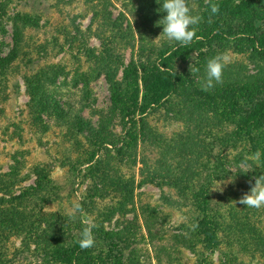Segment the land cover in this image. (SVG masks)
<instances>
[{
  "label": "rangeland",
  "instance_id": "obj_1",
  "mask_svg": "<svg viewBox=\"0 0 264 264\" xmlns=\"http://www.w3.org/2000/svg\"><path fill=\"white\" fill-rule=\"evenodd\" d=\"M212 2L189 0L203 19L184 46L157 0H0V201L18 216L0 226V264H264V207L239 203L264 174V122L241 125L264 98V51L201 39L253 26L264 39V0ZM219 53L223 81L202 91ZM89 222L94 247L74 251Z\"/></svg>",
  "mask_w": 264,
  "mask_h": 264
},
{
  "label": "clouds",
  "instance_id": "obj_2",
  "mask_svg": "<svg viewBox=\"0 0 264 264\" xmlns=\"http://www.w3.org/2000/svg\"><path fill=\"white\" fill-rule=\"evenodd\" d=\"M157 2L162 3L159 11L166 12V15L157 21L158 26L163 25L162 34L170 42L175 41L184 46L189 45L196 37V26L201 23L203 17L195 12L194 6L190 5L189 0H157ZM204 2L210 5L211 13L216 14L219 12V4L213 3L212 0H204ZM208 23H212L211 17H209ZM159 37L156 39H159ZM230 61L231 57L227 53H219L207 61L205 68L206 74L199 80L202 91L207 92L213 89L216 84L222 83L224 69ZM190 72L195 75L200 72V69L198 67H192L191 65ZM250 170V168H241V171L245 173ZM239 203L248 208L259 209L264 207V174L255 177L254 185L249 192H246L240 197ZM81 211L80 204L74 203L72 208L67 212V216L69 219H75L77 213ZM94 227L95 225L89 222L83 228L81 238L78 241L79 247L82 250L94 247Z\"/></svg>",
  "mask_w": 264,
  "mask_h": 264
},
{
  "label": "trees",
  "instance_id": "obj_3",
  "mask_svg": "<svg viewBox=\"0 0 264 264\" xmlns=\"http://www.w3.org/2000/svg\"><path fill=\"white\" fill-rule=\"evenodd\" d=\"M241 8H242L243 13H244V11L247 12V9L244 6H241ZM1 13H3L2 8L0 10V15H1ZM20 18H22V17H20ZM22 19L24 20L25 23H30L31 16L26 14V15L23 16ZM216 32L219 33V34H223L226 38H230L232 35H240V36L241 35H245V36L249 37V39L252 41V44H253L254 47L256 46V48H261L264 51V39L260 37V34H258L256 32V30H254V26L251 29L247 28V29H244L242 31H228V30H222V29L218 28V29H215L210 34V36L208 38L203 36L201 39H203V40L210 39L212 37V35L214 33H216ZM197 40H199V39H194L190 44L197 45V42H198ZM108 61H112V58H110ZM156 70L159 73L163 72V70H161L160 68H158ZM148 72H149V70H146L144 72V74H143L145 85L148 83V80H147ZM107 79L111 83L112 88H113V91H112L113 103L115 105H117L120 102L119 84H118V82L115 81V77H114L113 74H111V72H110V75L108 76ZM163 86H164L163 89H164V96L165 97H168L173 92H176L177 88H176L174 83H172V85H170V86H167L166 84L163 85ZM163 97L161 98V100L163 99ZM161 100L157 99V95H155V101L151 102L150 105L158 106L160 103H162ZM251 108H252V110H251L252 113L251 114L249 113L247 116H245L244 120H242V122H241V125H242V127L250 126V127H254V128H259L264 122V98L263 99L259 98L258 100L253 102V106ZM97 136H99L105 143H106V139L107 138L110 139L109 138L110 136L107 137L104 133H102V131H98ZM189 145H186L185 147H189ZM5 191H8L7 188H5ZM10 192H11V190H9L8 194ZM4 193H6V192H4ZM202 198H204V196ZM203 202L207 206H209V204H210L208 199H204ZM12 206H14V205H12ZM10 207L9 208L8 207L7 208L4 207V204L2 203V201H0V226H3V222L5 220H8V219H4V218L6 216V212H7V214H9V210L13 214V218L14 219L16 217H18L17 216V212L12 210ZM117 209L119 211L122 208H121V206H117ZM19 214L21 216L23 215V213H20V212H19ZM153 219H155L154 215L153 216H149V218H147V221L149 223L148 229H149L150 239L151 240H153L154 239L153 236L157 234V232H156L157 228H156L155 224H152V221L154 223ZM208 223L211 224L213 233H218L216 227L219 226V223L218 222H212L211 220H208ZM230 226H231V228H233L232 225H230ZM122 231H124V230H122ZM100 232H101V230H100ZM237 233H241V231H239ZM213 239H214V241H216V243H219L217 234H214V238ZM247 245H248V243H247ZM77 249H81L79 247V244L76 246V248H74V251L77 250Z\"/></svg>",
  "mask_w": 264,
  "mask_h": 264
}]
</instances>
